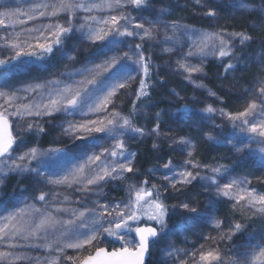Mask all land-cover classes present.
Here are the masks:
<instances>
[{"label":"snow or ice","instance_id":"1","mask_svg":"<svg viewBox=\"0 0 264 264\" xmlns=\"http://www.w3.org/2000/svg\"><path fill=\"white\" fill-rule=\"evenodd\" d=\"M147 3L148 0H41L26 12H22L19 8L0 12V25H5V18L12 20L14 26L16 23L23 25L27 21L40 17H59L62 14H67L66 22L64 24L49 23L27 29L28 33H38V37H33L36 40L35 44L27 41L21 42L19 34L15 38L3 36L0 37V40L4 41V47L13 51L14 59L37 54L36 51L27 49H38L41 56L50 54L53 47L61 45L62 38L70 35L74 30L79 31L82 37L92 43L104 41L111 36L112 39L109 43L118 50L122 42L118 38L138 37L142 42L154 40L161 31L160 26L162 25L164 43L168 45L162 47L161 51L164 53L175 51L174 45L179 43L177 33L183 35L191 32L198 36L197 40L192 41V47L176 61L177 69L186 73L184 78L191 81L194 73L203 72V60L194 65L189 62V57L199 56L206 59L211 54L221 61L231 57L232 59L226 64H222L226 77V74L234 71L236 64L242 60L241 56L235 54L236 41H238L239 47L244 48L255 39L246 30L220 29L213 32H198L188 25L179 24L176 21L169 25L159 18L148 19L145 23L143 20L137 21L135 17L125 11L129 6L143 9ZM195 3L207 7L206 4H202V0H195ZM232 6L242 15L258 13L259 19H253L247 25L248 28L257 31L264 28V0H259V3L256 0H251V2L236 0ZM101 11H107L110 15L101 18L95 15H86L82 18L84 22L79 25V28L74 29L72 21L78 12ZM165 13L166 9H160L158 17ZM204 15L214 18L216 12L209 8ZM20 16H25L26 20L19 19ZM169 30L171 35L168 34ZM142 48V43L129 45V50L124 51L122 55H114L106 59L103 64H95L93 68L85 67L84 72L88 76L80 80L77 87L66 84L62 89L54 90V94L49 91L47 102H33L27 96L21 98L17 92L0 91V101H2L0 103V178L10 172H30L37 177H43L49 185L67 188H72L75 185L77 186L75 191L83 193L85 198L92 195L102 196L104 195L103 185L108 181H128L129 177L126 174L136 175L138 173V170L133 166L136 153L128 152L124 140L125 135L129 133L141 138H168L171 141L170 147L176 146L174 150L184 152L186 149H190L187 151L189 159L185 161V165H190L193 169L200 168L201 165L192 159L195 146L190 138L169 136L168 133L161 132L162 120L159 112L156 113V123L151 129L136 126L133 123V117L137 114L136 101L142 97H149L148 89L151 83V57H146ZM68 59L75 60V56L69 55ZM251 59L249 57V60ZM121 60L131 61L142 74L138 82V90L135 93L136 99L133 101L132 112L129 115H124L113 110L103 119H86L82 122L66 120L60 126L63 135L79 140H83L94 132L105 133L115 141L111 150L104 148L99 154L95 152L91 155L85 154L83 163L75 165L65 174L55 178L45 175L41 171L40 165L44 163L43 157L50 156L53 152H60V149L43 151L37 147H31L22 154L13 157L14 145L23 144L24 135L33 131L43 133L45 130L37 121L32 120L23 124L18 123L17 134L14 135L10 117L24 121L27 117L42 118L54 113L71 116L79 112L82 116H87L89 113L106 112L108 106L114 103L113 98L116 97L119 90L130 86L137 77L129 72H124L111 83L101 82V86L94 91L102 92V96H93V90L87 86L97 85V77L101 71L115 67ZM233 60L236 63H233ZM257 62L264 65V60L257 58ZM6 63H8L7 60L0 59V65ZM59 83L60 81H47L46 84L29 85L23 91L37 93L40 89L47 90L48 85ZM196 87L204 88L205 85L197 83ZM246 91L248 90L246 89ZM41 95L43 94L41 93ZM209 95L215 96V93L210 91ZM251 95L254 98L249 101L245 109L235 114L225 113L223 109H214L210 105L202 111L208 114L218 111L221 116H226L230 122H233L234 127H239L241 131L258 136L261 138L259 142L264 144V119L259 122L249 119V117L255 118L257 110L264 114V79L258 78ZM22 99L27 102H21ZM236 121H240V124L237 125ZM204 135L206 139H213L210 133ZM228 142L232 143L231 140ZM157 147L158 144L154 142L153 148ZM245 147L251 149L250 144H245L243 147L237 148V151H242ZM261 153L260 163L264 166V149H261ZM32 161H37V167H29ZM222 167H212L213 176H201L199 172L194 173L187 167L176 171L172 161L169 160L163 165V168L172 172V175L164 174L162 176V179L168 182L167 185L152 184L151 187H148L147 179L139 184L129 182L126 185V200L102 203L97 199L85 203V200L82 199L78 201L81 204L79 209L64 206L70 200L66 194L61 200L60 193L41 191L34 199L46 203L43 209L36 207L35 204L27 205L24 209L10 212L0 220V242H3L6 248V250L0 251V264H17V262L25 261L28 264H33V262L34 264H145V255L149 252L150 246L158 241L167 227L168 208L163 201L161 187L164 191H167L169 186L178 191V186H187L198 177L207 185L215 186L217 196L234 199L236 205H242V207L253 211L254 214L264 215V195L256 193L254 189L244 187L250 183L247 177L234 178L229 183L221 185L216 175L221 173ZM158 170L153 169L149 172L155 175ZM180 207L193 213L196 212V208H190L186 202L181 203ZM144 219L155 222L159 229L151 225L139 226L140 221ZM209 223L216 229H222L224 222L211 215ZM133 224L136 226L133 227ZM242 228L240 223H235L227 229L226 233L220 232L218 237L206 236L204 238L212 240L214 243L217 240H231L232 236L242 231ZM253 240L255 237H251L245 252L235 259L230 258L228 264H264V239L255 244L251 242ZM109 244L113 246L109 247ZM116 244L119 246H115ZM203 247L201 245V249ZM24 248L43 249L47 253H54V255L31 257L24 252L17 251ZM68 250H73L75 254L68 255ZM173 251L179 253L181 250L169 249L167 254L172 255ZM184 255L189 254L185 252ZM191 261L192 264H224L219 248L194 251L191 253ZM180 264H188V261L180 260Z\"/></svg>","mask_w":264,"mask_h":264},{"label":"rangeland","instance_id":"2","mask_svg":"<svg viewBox=\"0 0 264 264\" xmlns=\"http://www.w3.org/2000/svg\"><path fill=\"white\" fill-rule=\"evenodd\" d=\"M39 2H41V0H0V12L14 10L16 8H19L22 12H26L32 5ZM249 2H251V0H249ZM229 3H231V5L234 4L230 1ZM202 4H206L207 7L197 5L195 0H153L142 10L136 11L129 6L125 11L135 17L137 21L143 20L146 23L148 19L155 20L159 18L169 25L171 22L176 21L179 24L188 25L191 29H195L198 32L232 29L233 23L226 22H229V19L232 20L237 16L242 17L245 15L248 21L249 19H259L258 13L242 15L237 12L233 6H230L228 3L223 5L219 0H202ZM209 8L215 10L216 16L219 15V20L217 22L210 19L206 23L201 22L199 26L192 24L194 20H197L196 18L199 13L205 16L204 13L207 12ZM160 9H166V13L158 17ZM227 14L229 15L228 18H230L226 20L225 15ZM86 15H95L101 18L110 15V13L107 11L93 13L78 12L72 21L74 29L79 28V25L84 22L82 18ZM19 19L26 20V17L20 16ZM67 19V14H62L59 17H40L35 20L27 21V23L23 25L16 23L13 26L12 20L5 18V25H0V37L10 36L15 38L17 34H19L21 42L27 41L28 43L35 44L36 40L33 39V37H38V33H28L26 31L27 29L56 22L64 24ZM160 27L161 31L159 33L163 31V26L161 25ZM258 32L264 34V28H261ZM168 34L171 35L170 30ZM177 36L179 38V44L175 46L174 52L169 53V56L172 58H167L169 60V62L167 60V66H160L156 63L155 58L152 62V66L155 70L154 75L162 72V76H167L169 78V84L166 86L164 85L160 91L161 95L159 94L160 98L158 99L166 98V107L172 111V115L170 119L162 121L160 128L163 133H168L169 136L190 138L195 146L192 159L194 162L200 164L201 167L193 169L190 165H185V161L189 159L187 151L190 149H186L184 152L174 150L176 146L170 147L171 141L168 138H165V143H167L169 148L162 151L168 154L167 158L164 160V164L171 160L174 170L179 171L181 168L187 167L194 173L199 172L201 176H213L214 174L211 168L223 166L221 173L216 175L221 185L229 183L234 178L239 179L247 177L250 183L244 187L254 189L256 193L264 195V166L260 163L262 155L261 149H264V144L259 142L261 138L254 134L241 131L239 127L233 126V122L227 120V123H225L224 119L227 117L221 116L218 111L214 114H208L202 111V109L208 106L207 100L211 96L209 92H213L214 90L224 93L228 100H230L229 97L231 95L233 97L232 100L235 99L232 105L228 104L222 108L225 113L235 114L245 109L249 101L254 98L251 93L254 85L257 84L258 78L264 79V65L257 62V58L259 60H264V39L260 38V46L255 48L249 55L252 59L249 60L248 58L243 68L230 71L226 74V77L224 76L221 80H218L214 72H205L200 75L194 73L190 81L184 78L185 75H187L186 73L177 69L176 61L181 58L183 53H186L189 48L192 47V41L197 40L198 36L193 35L191 32L183 34V37L182 34L177 33ZM156 37L158 41L156 38L155 43H151L150 41L142 42L138 37L118 38L122 42L117 50L109 43L112 38L108 37L104 41L92 43L82 37L79 31L74 30L70 35L64 36L62 38V44L54 46L50 56L44 60H33L29 58V56H21L14 59L13 51L4 47V41L0 40V59L8 61V63L1 65L0 68V91L17 92L21 98L27 96L33 102H47L49 91H52L54 94V90L62 89L66 84L77 87L78 82L88 76V74L84 72L85 67L93 68L95 64H103L106 59L114 55H122L124 51L129 50V45L142 43V49L148 46L151 50H153L154 47L156 56L162 58L161 49L167 44L164 43V37L160 35ZM27 50L37 51L38 49ZM152 53L154 52L152 51ZM155 54H153L154 57ZM69 55L75 56V60H69ZM210 56L211 54L208 55L206 59L199 56L189 57L188 60L191 64L195 65L199 64L201 60H203V63L209 61ZM212 58L213 56H211V59ZM120 63H123L120 69H107L106 71H101V74L97 77L98 84L95 86H87L89 89L93 90V96H102V92L94 91V89L101 86V82L105 84L111 83L113 80L118 79L124 72H129L137 77L136 81H133L130 86L119 90L116 97L113 98L114 103L108 106L106 112L89 113L87 116H82L79 112L71 116L64 113H54L51 116H43L42 118L27 117L24 121H18L16 117H10L14 135L17 134L18 123L23 124L32 120L37 121L45 130L43 133L33 131L32 133L24 135L23 144L19 146L14 145L15 151L12 153L13 157L22 154L31 147H37L43 151L60 149V152H53L50 156L43 157L44 163L40 165L41 171H43L45 175L55 178L65 174L67 171L74 168L75 165L83 163L85 154L91 155L93 152L99 154L104 148L111 150L114 147L115 141L109 138L105 133L94 132L86 136L83 140H79L73 139L71 136L63 135L60 126L66 120L82 122L86 119H103L113 110L128 115L130 111V102L133 100V94L138 90V82L142 74L139 73L137 66L131 61L121 60ZM47 81H60V83L48 85L47 90L40 89L37 93H26L23 91L29 85L46 84ZM197 83H203L205 87L198 88L196 87ZM221 84L228 85L231 89L228 90L224 86L221 87ZM246 89L248 91H246ZM41 93L43 95H41ZM184 101H189L193 103V105L187 108L186 112L177 113L175 107L184 103ZM21 102L27 101L22 99ZM0 103H2V101H0ZM140 106L141 104H138L137 114L134 116L135 118L142 117L143 114H155L156 116V113H158L152 106L150 107L151 109L147 107L146 111ZM221 107L219 109H221ZM144 111L145 113H143ZM249 119L253 120V122H259V120L264 119V114L257 110L255 118L249 117ZM144 122L143 120H139L136 126L144 127ZM222 122L224 125H222ZM235 123L239 125L240 121H236ZM211 131L216 134V140L211 141L203 136L205 133ZM234 139L237 142V146L231 147V143L228 141H233ZM124 140L128 152L136 153L133 159V166L138 170L136 175L130 173L126 174L129 177L128 181L110 180L103 185L104 195H92L85 198L83 193L75 191L77 187L75 185L72 188L53 186L47 184L43 177H37L34 173L10 172L8 175L0 178V220L10 212L24 209L27 205L35 204L36 207L43 209L46 203L34 199L41 191H55L60 193L61 200L63 195L66 194L70 197V200L65 203L64 206L77 209L81 208V204L78 203V201L82 199L85 200V203L97 199L102 203H114L126 200L127 183L134 182L139 184L141 182V166L137 161V155L140 154L138 148L146 142V138H141L135 134L129 133L125 135ZM204 143L209 144L206 145ZM245 144H250L251 149L249 150V148L245 147L242 151H237V148L243 147ZM201 147L206 148V150L208 149L205 154L201 153ZM157 148L161 150V145L158 144ZM164 164H162L160 168H157L159 169V174L152 175L150 179L152 183L157 186L168 184L167 181L162 179L164 174H168L169 176L172 175V172L163 168ZM29 167H37V161H32ZM178 188L179 190L177 191L169 186L167 191H164L163 187H161L163 201L176 204L178 210L185 215L186 221L177 229V235L167 233L163 239L151 247V264H180V260H187L188 264H192V252L197 250L207 251L213 248H219V251L222 250V253L229 255L223 258L224 263L228 264V261H225L226 258L230 259V256L234 255L235 252L223 250L225 247L222 244V240H217L214 243L212 240H206L204 237H218L220 232L226 233L228 225H230L233 220H238L240 223H244L247 226L245 235H243L242 238L240 237V244L238 245V251L234 259L245 252L251 237H255V240L251 241L253 244L264 239V215L259 213L254 214L253 211L246 207L236 205L234 199L217 196L215 193V186L207 185L206 182L201 181L199 177L191 184L183 187L178 186ZM202 193L210 194L213 197V203L210 204L207 201L201 203L200 197ZM184 202L188 203L190 208H196V212L193 213L188 209L180 207L181 203ZM211 215H214L215 218L219 220H223V217L227 220V224L224 225L222 229L214 228L209 223V217ZM141 224L156 225L155 222L146 219L140 221V225ZM134 226L135 224H133V227ZM201 245L204 246L203 249H201ZM169 249H180L181 251L179 253L173 251L172 255H168L167 250ZM2 250H6V248L3 242H0V251ZM17 251L24 252L31 257L54 255V253H47L43 249L35 248H24L18 249ZM185 252L189 255H184ZM67 254L74 255L75 253L73 250H68ZM17 264H28V262H17Z\"/></svg>","mask_w":264,"mask_h":264},{"label":"trees","instance_id":"3","mask_svg":"<svg viewBox=\"0 0 264 264\" xmlns=\"http://www.w3.org/2000/svg\"><path fill=\"white\" fill-rule=\"evenodd\" d=\"M151 1H153V0H148L147 5ZM229 1L232 2V3H236V0H219V2L221 4H223V5L228 3L230 6H232L231 3H229ZM256 2L259 3V0H256ZM131 8L136 10V11L140 10V9H136L134 7H131ZM225 16H226L225 17L226 20L230 18V17L228 18V16H229L228 14L225 15ZM196 19L198 21L194 20V22H192V24H194L196 26H199L201 24V22L206 23L210 19H213L214 21L217 22L219 20V15L215 16L214 18L213 17L208 18L207 16H203L201 13H199L197 15ZM226 20H223V21H226ZM229 20L230 21L226 22V23H233V28L232 29L229 28L228 31L246 30L250 35L255 37V39L250 44L246 45L244 48L239 47L238 46V41H236L237 47L235 49V54L237 56H240V52H242L244 54L243 56H241L242 57L241 62L236 64V68L235 69H240V68L244 67L245 62L247 60L244 57L245 54H247L249 56L254 51L255 48L260 46L261 39H264V34L258 32V31H255L252 28H248L247 25L249 23H251L252 20L249 19V21H248L247 17L245 15L242 16V17L237 16L234 19H232V20L229 19ZM159 35L164 37V32L162 31L157 36H159ZM259 36H261V37H259ZM182 37H183V35H182ZM182 37H181V40H182ZM109 38H112V37L109 36ZM147 41H150L151 43H155L156 39H154V40H145V42H147ZM157 41H158V38H157ZM178 44H176V45H178ZM176 45H174V47ZM166 46H168V45H166ZM142 50H143V52H144L146 57L147 56L151 57V64H150V81H151V83H150V87L148 89L149 97H142L140 100L136 101V104H137V106H138V104H141L140 107L144 108L145 111H146L147 107H148V109H151L150 107L152 106V107H154V109L156 111H158L160 113V117H161L162 121L168 120V119L171 118L172 111H170L166 107V103H165L167 101L166 98H162V99L166 100L164 102H162V99H158V98H160L159 94L161 95L160 91L162 90L164 85L166 86L167 84H169V78L167 76H162V72H160L161 75L159 73L154 75V71L155 70H154V67L152 66V62H153V60L156 59L155 60L156 63L159 64L160 66H164V65L167 66V64L169 62V60L167 58L168 57L172 58V57L169 56V53H164L162 51H161V53L163 55L162 58L161 57H157L156 54H155V51H154V47H153V50H151L148 46H146L145 49H142ZM152 51L154 53H152ZM36 53H37L36 55L29 56V58H31L33 60H44V59H46V58H48L50 56V54H43V56H41L40 50H37ZM153 54H155V57H154ZM211 56H213V55H211ZM211 56H210V60L209 61H206L205 63H203V72L202 73H198V75L203 74L205 72H207V73L208 72H214L215 76L217 75L218 80H221L225 76L222 64H226L232 58L231 57H227V58H224L223 61H221L218 57H215V56H213V58L211 59ZM167 60H168V62H167ZM232 62L236 63V61H234V60ZM122 65H123V63H118V64H116L115 67H110L108 69H117L118 70V68L120 69ZM157 70H160V69H157ZM196 77H198V76H196ZM172 81H173V79H172ZM222 86L226 87L228 90L231 89L230 86H228V85L221 84V87ZM213 92L215 93V96H210V98L207 100L208 106L210 105L214 109H219L222 106L221 107V109H222L223 107L228 105V103H227L228 100H227L226 96L224 95V93L217 92L216 90H214ZM226 93H227V91H226ZM156 96H158V97H156ZM135 99H136L135 94H133V100L130 102V111H129L128 115L132 112L133 101ZM155 99H158V100H155ZM160 103H161V105H160ZM191 105H193V103H191L189 101H184V103H182L180 105H177L175 107V109H176L175 111L177 113L186 112L187 108H189ZM185 106H187V107H185ZM145 111L143 113H145ZM139 120L145 121L144 122V124H145L144 127L148 128V129H151L154 126V124L156 123V116H155V114H150V115L149 114H143L142 117H139V118L138 117L137 118L133 117V123L135 125L138 124L137 122ZM227 120H228L227 118L224 119V122L227 123ZM222 125H224L223 122H222ZM161 132H162V129H161ZM207 133H210L211 136L213 137V139H211V141L216 139V137H215L216 134H214L213 131L207 132ZM203 136H205V135H203ZM154 142L159 144V145H161V150L158 149V148H153V143ZM204 144L208 145L209 143H204ZM144 146L146 148H149V149H147L144 152H142V153L137 155V161H138V163L141 166L140 167V175H142V177L140 178V181H143V180L147 179L148 180V187H151V185L153 184L152 181L150 180L152 174H150L149 170L160 168V166L162 164H164V160L167 158L168 154H167V152L163 153L162 151L165 150V149H168L169 147L167 146V143H165V140L157 139L156 137H146V142H144ZM236 146H237V142L234 139L232 141V143H231V147H236ZM200 150H201L202 154H205L208 149L206 150V148L201 147ZM164 156H165V158H164ZM6 189H7V187H6ZM200 200H201V203H203L204 201H207L210 204L213 203V201H212L213 197L210 194H207V193H202L201 197H200ZM164 203H165V205L168 208V215H167V218H166L167 219V227L164 230V234L159 237L158 241L163 239V237L167 233L168 234L171 233L172 235L173 234L177 235V229L179 228V226H181L186 221V217H184L185 215H183L182 212L178 210V207H177L176 204H174L173 202H164ZM222 219L223 220H221V221L224 222L223 223V226H224V225L227 224V220H225L223 217H222ZM235 223H240V222L238 220H233V222L230 225H228V228L231 225L235 224ZM240 224L243 226L241 232L236 233L234 236H232L231 240H227V239L222 240V244L225 247V248H223V250L230 251V252L234 251L235 254L237 253L238 245L240 244V242H239L240 237L242 238V236L245 235L246 227H247L244 223H240ZM158 229H159V226H158ZM108 246L112 247L113 245L109 244ZM115 246L118 247L119 244H116ZM152 246L153 245H151V247ZM230 252H229V254H230ZM220 253H221L222 258H224L226 256H229V255H226V254L222 253V250L220 251ZM235 254L230 256L231 259H234ZM151 259H152V256H151V254H149V258L147 259L146 264H151ZM225 261L226 262L229 261V258H226Z\"/></svg>","mask_w":264,"mask_h":264},{"label":"bare ground","instance_id":"4","mask_svg":"<svg viewBox=\"0 0 264 264\" xmlns=\"http://www.w3.org/2000/svg\"><path fill=\"white\" fill-rule=\"evenodd\" d=\"M244 54L242 53V52H240V56H243ZM246 59H248L249 58V56L247 55V54H245V56H244ZM232 95L229 97V99L230 100H228V104L229 105H232L233 104V102H235V99L234 100H232ZM164 101H166V100H164V99H162V102H164ZM130 106V105H129ZM160 139H163V140H165V138H160ZM216 140V139H215ZM140 149V150H139ZM147 149H149V148H146L145 146H144V143L138 148V151L140 152V153H142V152H144L145 150H147ZM210 152H213V151H210ZM153 170V169H152ZM157 174H159V171H156L155 172V175H157Z\"/></svg>","mask_w":264,"mask_h":264},{"label":"water","instance_id":"5","mask_svg":"<svg viewBox=\"0 0 264 264\" xmlns=\"http://www.w3.org/2000/svg\"><path fill=\"white\" fill-rule=\"evenodd\" d=\"M140 226H148V225H140ZM133 235H134V233H133ZM148 257H149V252L145 255V264H146V260L148 259Z\"/></svg>","mask_w":264,"mask_h":264}]
</instances>
